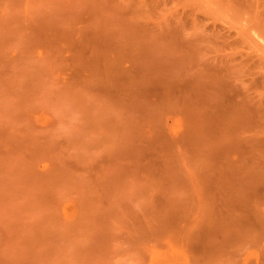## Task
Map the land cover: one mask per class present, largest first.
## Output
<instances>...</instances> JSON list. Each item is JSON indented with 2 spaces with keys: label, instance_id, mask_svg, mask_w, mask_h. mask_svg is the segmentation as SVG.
Segmentation results:
<instances>
[{
  "label": "rangeland",
  "instance_id": "rangeland-1",
  "mask_svg": "<svg viewBox=\"0 0 264 264\" xmlns=\"http://www.w3.org/2000/svg\"><path fill=\"white\" fill-rule=\"evenodd\" d=\"M174 1L0 0V264H239L241 261H244L241 264H259L258 262L262 260L261 263L264 264V226L262 228L257 223L256 219L259 215L255 213L257 217L256 215L252 216L250 211V209L252 210L250 206L254 208L257 205V212L260 211L261 214H264V186L262 185L264 183L261 184L263 189H260V185V187L255 185L257 182L260 183L258 177L262 173L264 174V123L259 122L258 124L256 121L259 115L255 118L257 114H253L250 118L254 117L256 120L250 121L253 123L252 125L249 123L251 126L250 130L248 129L249 127L243 129L241 121L228 127L229 131L233 128L232 131L235 130L236 132H233L240 137L241 134L249 135L253 133L255 135V142L248 137L254 144L247 143L248 138L247 142L244 141L243 137H241L243 142L239 138L242 148H240V144L238 143L239 145L237 146L239 147L236 150H239V148L241 150L240 152L238 151L239 155L237 153V156L235 155L237 151L235 150L234 152V147H230L227 144L237 136L231 137L232 139L229 142L225 143L224 141L226 146L218 143V146H221H219L220 149L230 147V150H228L229 148L219 150L217 142L222 141L226 135L222 137V132L220 133L221 136H219L218 130L221 131L223 129H212L202 126L201 123H196V117L198 118L197 112H199V109L202 110V107L197 108L196 104L200 102L206 103L209 99V94L216 99L218 93L214 96L215 92L214 94H208L206 91H203L200 96L201 98L196 96L197 99L195 98V95L198 94L197 92L193 94L194 96L189 94V97L187 93H189V90L192 93L193 90H200L195 85L197 84L196 76L200 73V71L196 72V70L198 71L199 69L198 65H200L199 67L207 65V60L212 56L213 51L212 53L206 51L210 53L208 56H211L206 57L207 59L205 58V61H203L204 65L201 64L202 58L199 56L196 59L197 62H199L198 59H201V63L195 62L196 59L191 57L192 53L196 54V51L199 53L201 51L199 47L201 49L204 48V45L199 43L207 44L208 42H199V29H192L195 33H199L197 39L196 35L194 37L199 43L197 41L198 44L193 42L192 39L194 38L191 39L192 42L188 40L187 38L190 39L189 30L191 27L187 26L186 21L188 20L185 21L183 19L186 22L185 27H189V30L184 28L185 23L183 21V26L182 23L176 24L175 17L176 12L177 16H179L178 11H182L181 13L184 15V12L189 8L186 6L190 3L189 6L193 4L190 11L193 12L194 10V12H198H193V16L198 14V16L196 15L198 18L201 15V18L203 16L209 19L210 17H207L209 10L206 13L204 11V15L208 12L204 16L201 11L202 7H200L201 5L205 7L209 5L206 3L207 0ZM209 2L211 1L208 0ZM212 2L210 5L215 3V1ZM173 3L179 4L182 10L180 7V9L176 7L178 10H175V17L169 14V17L174 19L172 20L168 17V20H172V24H167V21L163 20V18L167 17L168 14L166 15V13L170 10V6V8L177 6ZM183 3L186 4L183 6ZM215 5L217 6V4ZM182 6L187 9L185 10ZM219 10L217 7L216 11L218 14ZM222 10L219 15H221ZM199 11H201V14H199ZM216 11L213 14L214 16L217 15ZM188 13L191 14L189 10ZM190 14H188L190 18L185 15L183 17L191 21L194 18L197 20L196 16H192V18ZM181 17L179 16V18ZM195 20L192 22L195 23ZM203 20H200L203 22L200 26L203 24L201 27L204 28L205 24ZM209 22H217L215 25L220 27V30L217 29L218 27L215 29L219 30L218 34L220 36H225L228 32H232V28L231 30H227L229 19L227 23L221 22L220 19H217L216 22L214 20L212 22L209 19ZM211 23L205 26L210 28L209 26L214 25ZM195 24H192L191 28L194 27L193 25L198 26L196 28L200 27L198 23ZM206 29L202 31L200 28L201 33H206ZM192 30L191 32H193ZM214 30L209 29L207 31H211L212 33ZM187 32L188 34L186 35ZM200 36L202 37V35ZM216 37H219V35ZM207 38L210 39V35ZM207 38L205 36L204 40L207 41ZM214 40H211V42ZM217 40L220 39L217 38L214 42H217ZM261 41H259V45L264 47V43ZM197 47L200 51L195 50ZM203 51L204 49L201 52ZM199 54L201 55L202 53ZM179 57L180 60L184 59L185 62L188 58L190 60L193 58L194 64H192L193 62L191 64L194 66L192 67L190 64L189 68V65H187L189 64V60L185 64L184 61L179 60ZM186 57L187 59L185 60ZM180 69L183 71L182 73L186 72L183 76H185V81L189 80L188 82L186 81L188 84L193 83L192 81L196 79V81L194 80V85H190L194 89H191L186 82H183V76H181L180 72V76L176 74ZM205 70L207 73V69ZM211 72L217 73L214 70ZM174 73L178 78L180 77L183 80V85L184 83L186 85L182 90L185 89L184 91H186V88L188 90L185 97L182 95L184 92H181V89H179V93L177 92V94L181 92L182 102L184 101L187 106H194V108L192 107L193 110L195 108L198 109L197 112L194 110L197 115L192 114L193 117L190 116L191 119L195 120V122L191 121L196 125L195 132L193 133L201 136L200 139H196L197 142L201 141V139L204 140L206 136H210V138L213 135L215 136L214 132L218 131L217 137H214L216 143L213 141L216 145H211L214 153L210 149V145H208L209 142L205 140L207 143L204 141L205 148H203V151L201 149V153L203 154H200L205 159L201 160L203 156L201 157L197 154L201 157L200 159L198 158L199 162L201 160V163H203L204 160H207L206 163L201 164V171L202 167L207 164L209 168L207 166L204 168L209 169V174L205 170L208 174L206 176L211 174V177L215 176L214 178H217L221 174L222 177H225L227 174V176L229 175L228 179L232 180V174L234 173L231 172V167L233 168V166H229V169L228 164H225L227 162L223 163L222 161L225 157L227 158L226 155L231 154L232 148L234 152L232 154L243 162L242 164H244L245 168V171L239 170L238 174L240 175L244 171L245 178L253 179V187L258 188L259 191L263 190L262 192H258L250 184L251 187L249 186V188L255 190L251 189L250 196H248L246 191L248 192L249 190L245 189L244 191V188H241L245 192L243 195L246 198L248 196V202H246L249 205L246 207V203H237L236 201L235 204L233 199L235 198L233 197L234 194L229 197H232L233 204L236 206L234 208L231 207L229 210L226 209L230 211L231 209L236 210L239 207L244 209V207L248 208L249 206L250 212L246 209L249 214L244 211L245 209L240 212L241 214L250 215H246L250 221L247 222L250 223V226L254 224L251 226L255 230L254 234L252 233L254 237L257 233L256 229L261 230L258 231L260 232L258 233V237H255L256 241L253 237V240L250 239L253 236L251 234L253 231H251L252 229L248 224L251 231H248V235H251L249 239L241 240L238 236L235 238L236 234L238 235L241 232L236 233L238 231L237 226L236 230L233 229L235 232L230 230L231 233L234 232V236L230 234L235 239L233 238L229 242L223 239L227 243L222 242V239H220L222 237L219 238L218 236L226 234V237H229L227 235L229 229L226 230V233L220 234V231L218 233V226L221 225L222 227L224 225L223 227L226 228V225L229 223L225 225L222 224L223 222H220L221 224L218 223V225L217 222L211 221L212 219L210 220L209 216L208 221L206 218H203L205 216L202 213L203 210L199 212L198 209L204 207V205H201L206 198L201 199V204H198L196 200L199 196L194 200L191 198L192 195L188 194L190 191L192 193V190L188 191L190 187H188L187 179H184L186 177H179V174L178 177L176 176L177 173H184L186 171L185 164L188 163L186 161L184 170H182L184 162L181 163L179 161L187 160L184 158L189 157L188 154L192 152V142L190 144V139L193 140L194 137L192 136L194 135L191 132L192 138H190L189 130L186 133V135L189 134L187 135V142L189 143L187 144L186 140H184L185 142L183 141L184 145L188 147V151L191 148L189 153L185 152L183 154V152L182 155L181 153L179 155L175 143L178 140L177 137H180L179 132L181 130L184 131L182 127L179 128L182 124L180 122L187 121L185 119L183 121L180 117L183 116V113L180 115L179 111L181 108H183L182 110L185 108L183 112H186L187 106H182L180 100L181 104L178 105L181 108H179V111L174 108L177 111L176 114L180 115L179 119L181 118L182 120H176L177 118L175 117H178L175 114L176 111L174 112L171 109L175 114H172L174 115L173 118L176 120L172 122L170 117L168 119V113H165L170 106L162 102L165 108L169 106L163 112V110H159L162 109L160 107L161 103H158V110L166 114L167 118L165 117V120L168 119L165 122L167 123L166 125L164 119L163 122L159 121L163 118V113L157 110V103L154 104L152 102V98L154 97L152 91H147L158 87V85L156 86L157 83L159 84L158 89H160L161 94L165 90L164 87H167L168 84V88L172 89V85H174L172 82L177 83L180 81L179 79L176 81L175 75V81L167 78V76H173ZM119 74H122L123 77ZM217 76L219 77L218 73ZM193 77L195 78L192 79ZM117 80L119 83L115 82ZM162 82L167 83V85H163ZM127 84L131 88L128 87V90L126 89L127 91L124 92L125 90L123 91V89L128 86ZM143 85L145 88L148 87V89L144 90L152 94L153 97H150L147 92L140 89V87L144 88ZM152 86L153 88H151ZM188 86L190 89H188ZM155 89L154 91L158 93L159 90ZM177 90L175 89V91ZM204 92L207 96L203 95ZM191 95L192 97H190ZM157 97L154 98L156 99ZM160 97H163V94ZM174 97L172 96V98ZM172 98L165 99V101H170ZM161 99H158V101L161 102ZM177 102H175L174 106H177ZM169 103L170 105L171 103L173 104L174 100H171ZM200 105L202 104L200 103ZM154 107L157 113L153 111ZM159 113L158 118L160 119H154L153 115L158 116ZM186 113L185 115H188ZM190 117L187 118L190 120ZM244 121L242 120V122ZM248 121L245 122L248 123ZM258 121H260V117ZM188 124L186 127L190 125ZM184 126L185 124H183ZM246 126L249 125L246 124ZM191 127L194 129V124ZM226 129L225 132L227 133ZM196 131L199 132L196 133ZM233 132L229 134L232 135L234 134ZM182 136L185 139L187 138L183 133ZM202 136L205 137L203 138ZM227 138L230 139L229 137ZM236 140L238 141V138ZM236 140L232 141L234 142V146L237 144ZM178 142L179 140L177 144H179ZM162 143L166 144L165 147H163L164 144ZM160 144L163 147L162 149H158ZM189 144L191 145L190 148ZM196 145H199V143ZM178 146L180 147V145ZM196 148H202V145ZM214 148H217L219 152L221 151L220 153L224 154L226 150L229 153L225 152L227 154H224L225 157L221 158L223 154L221 155ZM164 149L165 152L163 151ZM209 149L211 152H209ZM185 150L187 151L186 148ZM169 151H174L175 154L178 153L175 157L172 154L173 158L184 157L178 161L175 159L180 165L182 164L180 166L176 163L180 166L178 170L182 171H176V166L173 165L175 170H172L177 172H175L176 174L173 173V175L171 170L169 171L173 166H169L168 171L171 172L172 177L164 173L168 168L167 163L170 164L168 159H170L171 155H169L170 153L167 155ZM197 152H199V149ZM216 152L221 155L220 161ZM215 153L217 154L216 157ZM197 155L194 154L195 157L193 158H196ZM192 156L190 155V157ZM235 156H233L234 162L237 161ZM232 159H229L231 163H233ZM188 160L191 162V159L188 158ZM189 163L187 166L191 167ZM238 163H236L237 167L233 163V172H235L236 168L238 169ZM197 164L199 165V163ZM220 164L221 166H219ZM215 166L217 167L214 168ZM198 168L200 169V166L197 167V170H199ZM191 171L189 170L190 175L194 172ZM202 172L205 173L204 171ZM229 172L232 174L230 175ZM198 173V176L202 175L201 177L205 175H200L199 171ZM223 174L225 175L223 176ZM241 175L243 176L244 174L242 173ZM257 175L259 176L256 177ZM233 176L236 177L235 175ZM261 177L264 178V175H261ZM194 178L196 176L193 179L191 178L192 181ZM219 178L221 180V177ZM151 179L152 182L149 185V180L151 181ZM223 179L222 182L215 180L217 183L211 181V187L209 183L206 188L211 189L214 186L216 193V189L219 190V187L216 188L215 184L217 186L222 184L220 185L222 190L223 187L226 189V187L231 186L229 184L228 186H223L228 182V179H226L227 182ZM242 179L244 180L243 177ZM242 179L238 178L243 184L245 180L243 181ZM256 180L257 182H255ZM237 181H235L234 185ZM250 181L253 183L251 179ZM197 182H200V180ZM197 182L195 181V184ZM223 182L226 183L223 184ZM212 183L215 184L212 186ZM193 185V182L192 185L190 183V186ZM200 185L196 189L193 187L194 191L199 190ZM203 185L207 186L205 182ZM206 188L204 190H208ZM233 188L237 189L239 187ZM202 189L201 187L200 190L202 191ZM228 189L230 188L228 187ZM230 190L222 192V195L226 193L227 197L229 192L232 194L233 192ZM218 192L217 195L214 191L212 194L218 196L220 194ZM203 193L202 195L200 193L196 194L203 196ZM207 195L209 196L208 191ZM219 197L220 195L217 198ZM226 197L224 195L223 198L226 199ZM208 198L210 199V197ZM217 201L216 203H218ZM209 202L206 203L209 204ZM226 202H228V198ZM226 202H224V205ZM206 203L203 204L209 210L212 202L209 204L210 207ZM229 203L231 204V202ZM196 204L197 206L199 205V208H197ZM222 204L223 201H221ZM230 204L229 207L231 206ZM237 204L238 206L239 204L241 205L238 207ZM217 207L215 206L214 208L216 209ZM219 208L220 206L217 208L218 213L222 211ZM239 209H237L238 212L236 210L237 213H239ZM209 211H212V208ZM230 212L226 213L230 215ZM213 213L210 214L213 215ZM226 213L222 215L225 214L224 216H226ZM232 213L230 219L236 214L234 213L233 215ZM221 214L216 215L217 220ZM228 217L226 218L229 219ZM221 218H223L221 221L226 219L225 217ZM240 219L243 218L241 217ZM239 220L237 222L232 221L237 224ZM225 221L227 222L228 220ZM258 222L262 224L264 221ZM239 223L241 228L242 222ZM245 224L247 223L244 222L243 225ZM234 226L235 224L232 228ZM188 227L192 228V230L190 229L192 233L186 234V237L193 235L195 242L192 240L193 238L191 240L194 243L197 242L195 245H204L205 249L216 238L215 242H218L219 250L216 246L217 250L214 251L218 252L214 255V258L209 260L211 263H204L208 261L206 259L208 258L207 253L209 252L208 247L210 245L207 246L206 250L208 251L202 252L206 255H201L200 252L196 253V251H200L198 250L199 248L204 247L198 248L196 246L197 248L194 247L197 249L196 251L191 247L187 248L186 244L190 239H185L183 232L188 233ZM223 227L221 229H224ZM248 232L246 230V233ZM243 233L244 235L246 234L245 232ZM246 237L245 235L244 238ZM189 244L191 243L189 242ZM195 245L193 244L192 247ZM201 250L203 251V249ZM208 254L210 255V253ZM258 254L262 256V259H259ZM213 261L215 262L213 263Z\"/></svg>",
  "mask_w": 264,
  "mask_h": 264
},
{
  "label": "bare ground",
  "instance_id": "bare-ground-1",
  "mask_svg": "<svg viewBox=\"0 0 264 264\" xmlns=\"http://www.w3.org/2000/svg\"><path fill=\"white\" fill-rule=\"evenodd\" d=\"M211 2H212V0H210ZM215 1V3L214 4H212V5H210V3L211 2H209L208 3V0H207V5H209L208 7L206 6H200V7H202V10H201V8H200V10L203 12V15H204V11H205V13H206V11H208L209 12V15H207L208 14V12H207V14H205V15H207V17H210L209 19L210 20H212V22H213V20L216 22L217 21V19L219 20L220 19V21L221 22H225V23H227V21H228V19H229V22H228V24H229V26L227 27V30H231V28H232V32H228V34L227 35H225V36H223V35H221L220 36V34H218L219 33V28L220 27H218V26H216L215 24H217V22L216 23H211V22H209L208 23V21H209V19H207V18H205V17H203L202 16V18L199 16V18H201V19H199L197 16H198V14H196V15H194V16H196L197 17V20H195L196 18H194L192 21L194 22V20L196 21L195 23H198V25L200 26V24L201 23H203V22H201L200 20H203V18H204V24L206 25V24H214V25H211V26H209L210 28H208V27H206L205 25H204V28L203 27H201V26H203V24L199 27V28H196V27H198V26H195L196 24L195 23H193L190 19H188V18H190L189 17V15L188 14H190V13H188V10H189V12H191V17L193 16V12H194V10H193V12L192 11H190V10H192V5L193 4H191L190 6H189V4L190 3H188L187 5L188 6H186L187 8H188V10H186L187 8L185 7H183L184 6V4H186V3H183V8L186 10V12H184V15L186 16V17H188L187 19H186V17H183L184 15H183V13H181L182 11H178V13H179V16L182 18H179V16H177V12H176V17H175V10L178 8V9H180L181 7L179 6V4H175V3H173L174 5H177V6H175V7H172V8H170L169 7V11H167V13H166V15H167V17L164 19L163 18V20H165V21H167V24H169V23H171L172 24V20L174 19V18H170L169 17V14H171L170 16H172V17H175V22H176V24H180V23H182V26H183V24L185 23V25H184V28H187V27H185L186 26V22H187V26H191L192 27V24H195V25H193L194 27L193 28H191L190 27V30H189V27L187 28L189 31H190V33H189V36H190V39L189 38H187L188 40H190L191 41V39L192 38H194L195 37V35H196V39H197V35H199V31H200V35H202V37L199 35V37H198V40H200L199 42H203L204 41V43H207V44H203V43H199L198 42V40H196L195 38V40L194 39H192L193 40V42H198L199 44H202V45H204V51L206 52H210V53H212V51H213V53H212V56L211 55H209V56H211V57H209L208 56V54H210V53H205L204 51L203 52H201L203 49H201L200 47H199V49L201 50H199L198 49V47H197V49L195 48V50H198V51H200L199 53H202L201 55L196 51V54H193L192 52V56L191 57H193V58H198L197 56H199L200 58H202V63L200 62L201 61V59H198L199 60V62L201 63V64H203L204 65V62L203 61H205V58L207 57H209L208 58V63H207V65H205V67L204 66H201V67H199L200 65H198V71L196 70V72H199L200 71V73H198L197 75L198 76H196V78H197V81H196V79H194L195 77H193L192 79H194L196 82H197V84H195L200 90H193V93L192 92H190L191 90H189V93H187L188 92V90H187V88H186V91H184V90H182V88L184 87L185 88V83H184V85H183V82H188L189 80L187 79L186 81H185V76H183V74H185L186 72H184V73H182L183 71L180 69L179 71H178V73H176L178 76H180V73H181V76H183L182 77V79L184 80H181V78L179 77L178 78V76H176V74L174 73L173 74V76H167V78H170V80L171 81H175L174 80V75L176 76L175 78H176V81H178L177 79H179L180 81H178L177 83L176 82H172L174 85H172V89L170 88H168V86H169V84L167 85V83H164V82H166V81H164V82H162L163 83V85H167V87H164L165 88V90L162 92V94H163V97H160V95H162L161 94V91H160V89H158L159 88V84L157 83L156 84V86L158 85V87H155V88H157L159 91H160V93H159V91H158V93H157V91L155 92L154 91V89H152V90H147L148 92L149 91H152V94H153V96L154 97H157L156 99L152 96V94H150V93H148L147 91H145L146 90V88L148 89V87H146L145 88V86L143 85V87L144 88H141L140 87V89L142 90L143 89V91H145V92H147L148 94H149V96L150 97H153L152 98V102L155 104V103H157L156 105H158L156 108H157V110L159 109L158 107H159V104H160V107H162V109H159V110H163V112H165L166 111V108L167 107H171V105H172V107L170 108H168V110L169 111H171L170 113H169V111L167 110V112H165L166 114L168 113L169 115H171V116H169L168 114H167V116H168V119H170L171 118V120H172V122H174V121H176V120H178L179 119V116L183 113V116H180L182 119H183V121H184V119L185 120H187V121H189L188 123L190 124H188V123H185V122H187V121H184V122H180V121H177V122H180V126H179V128H181L182 127V129H184V131H185V133H184V131L183 130H181V132H179V135H180V137H177V139L179 140V144H177V141L175 142L176 143V146H177V148H178V153H179V155H180V153H181V155H182V153L183 154H185V152H190V150H191V148H192V152L195 150V152H190L191 154H188V156L189 157H182L181 156V158H178V159H176V158H173V157H175V155H178V153L177 154H175L174 153V151H169L168 153H167V155L169 154V155H171L170 156V159H168L169 161V163L170 164H168L167 163V171H165L164 173L165 174H168V175H170L171 177L174 175V174H176L177 172L176 171H182V170H184V166L186 165L187 166V164L190 162L189 160H188V158L189 159H191V162L189 163V164H191V167L188 165L187 167H188V169L189 170H192V171H194V172H192L193 174L196 172V173H198V171L200 172V175L201 174H205V175H203V177H201V176H198L199 175V173L198 174H192L191 173V175H190V173H189V170L187 169V167L185 166V172L182 174V173H177V177L179 176V177H182V178H184V177H186V178H184L186 181H187V183L189 184V186L188 187H190V188H188V191H190V190H192V193H191V191H190V193H188L189 195H192V199H194L195 200V198H197L198 196H199V200L197 199L196 200V202H198V204L200 203L201 204V199L203 200V199H205V201L206 202H209V204H210V206H209V204L208 203H206L205 201H203V203H206V205L208 204V206L210 207H208L209 208V210H211V208H212V211L214 212H212V211H209L207 208H206V206H205V204H203L202 203V205L201 206H203L204 205V207H201V208H199V205L197 206V204H196V206H197V208H199L198 210H199V212H200V210L202 211L203 210V214L205 215L203 218H206L207 219V221H208V219H209V217H210V220L211 221H214V222H217V224L219 223V224H221L222 222V224H227V223H231L229 226L228 225H226V228L225 227H223L224 229H221L222 227H221V225L220 226H218L219 227V230H218V233H219V231H220V234L221 233H226L227 231V229H229V231L231 230V231H234V230H236L237 229V226H238V231L236 232V233H238L239 231H241V232H239L238 233V235L236 234V236H235V238H237V236H238V238H240L241 240H243V239H249L250 238V236L251 235H248L249 234V232H251V231H253V232H251V234L253 233L254 234V227L253 228H251V226H253V225H251L250 226V221H249V219H248V217L247 216H250V215H247V214H249V213H247V211H249V206H248V208H246L247 207V205H249L247 202V200H248V196H250V190L252 189V190H255V189H257L258 190V188H256V187H253V185H254V181H253V179L252 178H245V168H244V164H242L243 162L238 158V157H236L237 156V153H238V151L240 152V148H242L241 147V143H240V140H239V138H241V137H243V139H245L244 141H246L247 140V138L249 137L250 139H253L254 140V142H255V135L253 134V133H251V134H249V135H246V134H241V137L240 136H237V134H235V130H233V131H235V132H233L232 131V129L233 128H231V131H229L228 130V127H231V126H233V125H235V124H237L238 122H240L242 125L241 126H243V129L246 127V129L248 128L249 130H250V124L252 125L253 123H251L250 121H253V119L254 120H256L255 118L256 117H258V115H259V117H260V121H258L259 120V117L257 118L258 120L256 121V122H258V124H259V122H262V124L264 123V47L263 46H261V45H259V41L260 40H262L261 42L262 43H264V0H213V2ZM174 2H176V0L174 1ZM185 2H187V1H185ZM212 2V3H213ZM181 4V3H180ZM215 4H217V6L215 5ZM219 4V5H218ZM182 5V4H181ZM213 6V7H212ZM177 7V8H176ZM180 7V8H179ZM191 7V8H190ZM204 7V8H203ZM217 7H218V10H219V14H220V11L222 10V12H221V15H219L218 13H217ZM221 7V8H220ZM173 8H175V9H173ZM212 8H216V9H212ZM177 9V10H178ZM197 9V8H196ZM199 9V8H198ZM205 9V10H204ZM207 9V10H206ZM174 10V11H173ZM181 10H182V8H181ZM184 10V11H185ZM212 12H211V11ZM216 11V14L217 15H213L214 13H215V11ZM201 11H199L200 13L199 14H201ZM214 11V12H213ZM174 12V13H173ZM194 13H198L197 11H195ZM224 13V14H223ZM174 14V15H173ZM187 14V15H186ZM211 14V15H210ZM223 14V15H222ZM227 14H228V17H227ZM204 15V16H205ZM214 17H213V16ZM226 15V16H225ZM165 16V15H164ZM193 16V17H194ZM212 16V17H211ZM217 16H218V18H217ZM221 16V17H220ZM224 17V19H223V17ZM168 17L170 18V19H172V20H168ZM192 17V18H193ZM179 18V19H178ZM214 18V19H213ZM217 18V19H216ZM228 18V19H227ZM167 19V20H166ZM176 19H178V20H176ZM181 19V21L179 22V20ZM186 21V20H188V21H184V20ZM205 19H207V20H205ZM222 19V20H221ZM190 20V21H189ZM200 21V23H199V21ZM226 20V21H225ZM164 21V22H165ZM178 21V22H177ZM184 23H183V22ZM206 21H207V23H206ZM188 22H189V25H188ZM192 23V24H191ZM166 24V23H165ZM212 27H214V28H212ZM216 27H218L217 29H219V30H217V29H215ZM183 28V29H184ZM200 28H201V30L202 31H205L204 29H206V33L204 32H202L201 33V30H200ZM192 29H199L198 30V34L197 33H195V31H193ZM209 29L210 30H214V32L212 31V33H216V34H212L211 33V31L210 32H208L209 31ZM191 30L194 32V34H193V32H191ZM196 30V31H197ZM208 30V31H207ZM218 32H217V31ZM216 31V32H215ZM193 35H192V34ZM188 34V32L186 33V35ZM219 35V37H216V36H218ZM203 35H205L206 36V38H207V36L208 35H210V39L209 38H207V41L206 40H204L205 39V36H203ZM211 35H212V37H213V35H214V37H213V39H211L212 37H211ZM188 36V37H189ZM214 38H215V40H214ZM220 39V40H217V42H214V41H216V39ZM258 39H260V40H257ZM211 40H214V41H212L211 42ZM189 41V42H190ZM192 42V41H191ZM196 42V43H197ZM197 43V44H198ZM195 44V43H194ZM196 44V45H197ZM210 45V47H208V46ZM205 46H207L206 48H205ZM212 47V48H211ZM211 48V49H210ZM82 49H84L85 50V48L84 47H82ZM81 49V50H82ZM206 49V50H205ZM209 49H210V51H209ZM83 50V51H84ZM194 50V51H195ZM193 51V50H192ZM207 54V55H206ZM206 55V56H205ZM190 56V55H189ZM188 56V57H189ZM195 56V57H194ZM204 58H203V57ZM193 58L190 60V58H188L187 59V57L185 58V60H186V62L184 61V59H181L182 61H184V63L185 64H187V62H188V60H189V64H187V65H189V68H190V66L192 65V64H194V62L192 61L193 60ZM206 58V59H207ZM204 59V60H203ZM179 60H180V57H179ZM180 60V61H181ZM195 61V60H194ZM193 62V63H192ZM195 62H197V59H196V61ZM199 62H197V63H199ZM182 63V62H181ZM180 63V64H181ZM192 63V64H191ZM191 64V65H190ZM197 65V64H196ZM194 65H192V67H193ZM207 67V68H206ZM197 68V67H196ZM207 69V73H206V70L205 69ZM217 68V69H216ZM210 70V73L208 74V72H209V70ZM177 70H178V68H177ZM195 70V69H194ZM204 70V71H203ZM216 71L218 74H219V77L217 76V73H215V72H211V71ZM187 71H189V70H187ZM219 71V72H218ZM177 72V71H176ZM180 72V73H179ZM121 73L123 74V72L121 71ZM190 73H191V71H190ZM189 73V74H190ZM194 73V72H193ZM213 73H214V75H213ZM120 75V76H122L123 77V75ZM188 74V75H189ZM192 75V74H191ZM190 75V76H191ZM187 76V75H186ZM189 76V77H190ZM195 76V75H194ZM116 79H117V76H116ZM115 79V80H116ZM167 80V79H166ZM194 80L192 81V80H190V81H192L193 83H191V84H188L187 82V84L190 86V85H194ZM111 81H113V80H111ZM131 81V80H130ZM183 81V82H182ZM114 82V81H113ZM115 82H117V83H119V81L117 80V81H115ZM195 82V83H196ZM130 83V82H129ZM128 83V84H129ZM150 83H152V82H150ZM176 83V84H175ZM127 84V85H128ZM143 84V83H142ZM175 85H177V86H175ZM173 86H175L174 88H173ZM188 86V87H189ZM195 86V88H197ZM128 87H129V85L128 86H126L125 87V89H123V91L124 92H126L127 90H128ZM161 87V86H160ZM178 87V88H177ZM191 87V89H194V87H192V86H190ZM190 87L188 88V89H190ZM129 88H131V87H129ZM151 88H153V86L151 87ZM151 88H149V89H151ZM197 88V89H198ZM127 89V90H126ZM145 89V90H144ZM157 89H155V90H157ZM175 89H178L177 91H175ZM179 89H181V92L183 91L184 93L182 94V95H184V97H185V95H186V93H187V95H188V97H189V94H195L196 92L198 93V94H200V95H198V94H196L195 95V98H196V96L197 97H200L201 96V94H202V92L203 91H206L208 94L209 93H213L214 94V92H215V94H214V96L216 95V99L213 97V96H211V94H209L210 96H209V99L207 100V102L205 103V102H200L202 105H200V103H197L196 104V106H198L197 108H199L200 106L202 107H200L202 110H200L199 109V112H197V108H195L194 110L197 112V114H198V118L196 117V123L197 124H202V126H206V127H210V128H217V129H223V130H218L219 131V136H221V134L220 133H222L223 132V136L222 137H224V135H226V137L225 138H223V143H221L222 141L220 140V142H217V146H218V143L219 144H223V145H225L226 146V144H224V141H225V143L226 142H229L232 138L231 137H234V135L235 136H237L236 138H238V141L236 140V138H234V139H232V141L233 140H236L235 142L237 143L236 144V146H234V142H232V141H230L229 143H227L230 147H234V152H235V150L237 149V147H239V146H237V145H239L240 144V148H239V150H236L237 152L235 153V155L234 154H232V152H233V149L231 148V154L229 153V151H225V152H227V153H229L228 155H226L227 153H225L224 152V154L227 156V158L224 156V154L223 153H220L218 150H217V148H219V146L217 147V148H214V149H216V151L217 152H219L221 155H222V157L221 158H224V159H222V161H223V163L224 162H227V163H225V164H228L227 166H228V168L230 169V167L231 166H233V168L231 167V172L232 173H234V174H232V173H230L229 172V174L231 175L232 174V180L231 179H228V176H227V174H226V176H227V178H226V176L225 177H222V174H221V176H219V177H221V180H220V178L219 177H217V178H219L218 180H217V178H214V177H211V174L209 175L210 177H211V179L210 180H208V178H210L209 176H206V174L208 173L209 174V172H208V170L209 169H207V168H204V167H206L207 166V164H205L203 167H202V171H204L205 173H203L202 171H201V164L203 165L204 164V162L206 163L207 162V160L205 161H203V163H201L202 161V159H205V157L203 156H201L200 154H203V153H201L202 151H203V148H205V142L206 141H208L209 143H208V145H210L209 147H210V149L212 150V152H213V148H211V145L213 144V145H216V144H214V142H215V140H214V137L216 136L217 137V134H218V131H216L215 129V131L216 132H214L216 135L214 136H212L211 138H210V136H202L203 138H204V140L203 139H201V141H203L202 143H201V141H199V142H197V140L196 139H200L201 138V136L200 135H196V134H194L193 132H195V123H193V121L195 122V120H193V118L191 119V117H193L192 116V114H196V112L193 110V108H194V106H187V104H185V102L183 101L182 102V100H181V96H180V94H181V92H180V94H177V92L179 93ZM173 92H172V91ZM143 91H141V92H143ZM153 91H154V93H153ZM174 91H175V93H176V95H174L175 93H174ZM195 91V92H194ZM201 92V93H200ZM172 93V94H171ZM174 93V94H173ZM224 93V94H223ZM158 94V95H157ZM160 94V95H159ZM212 94V95H213ZM226 94H227V96H226ZM128 95V94H127ZM157 95V96H156ZM192 95L190 96V97H192ZM203 95H206L207 96V94H205V92L203 93ZM202 95V97H204ZM172 96L174 97V96H176V97H178V98H180L179 100H178V98H176V97H174V98H172ZM194 96V95H193ZM172 98V99H170V101L169 102H171V100H174V103L172 104L171 103V105H170V103L167 101V103H166V101H165V99H168V98ZM160 98H162L161 100V102H159L158 101V99L160 100ZM163 98H164V100H163ZM194 98V97H193ZM194 98V99H195ZM201 98V97H200ZM155 99V100H154ZM184 99V98H183ZM197 99V98H196ZM180 100H181V102H182V104H181V102H180ZM193 100V99H192ZM151 101V100H150ZM154 101H157V102H154ZM177 101H179V102H177ZM195 101V100H194ZM162 102H165V104H167V105H169V106H166V108H165V105H164V103H162ZM173 102V101H172ZM175 102H177L176 104H177V106H174L175 105ZM159 103V104H158ZM169 103V104H168ZM185 105H184V104ZM178 104H181L182 106H187L186 108V112L188 113V115H185V113L186 112H183V111H185V108H184V110H182L183 108H181V107H179V105ZM199 104V105H198ZM162 105H164V106H162ZM155 106V105H154ZM152 107H153V105H152ZM193 107V108H192ZM164 108V109H163ZM174 108H176V109H178L177 111H179V108H181V110L179 111V114L180 115H178V114H176L177 113V111H176V109L174 110ZM153 109V108H152ZM154 109H155V107H154ZM153 109V111L154 112H156V109L154 110ZM174 110V112H175V114L178 116V117H175V118H177L176 120L173 118V116L175 115L174 114V112H172V110ZM191 110V111H189V110ZM158 110V111H159ZM189 112H188V111ZM159 112H162V111H159ZM162 112V113H163ZM191 112V113H190ZM194 112V113H193ZM157 113V112H156ZM186 113V114H187ZM166 114H162V116H163V118L161 119V120H159L160 122L162 121L163 122V119H164V123L165 122H167L166 120H168V119H166L165 120V115ZM172 114H174V115H172ZM196 114V115H197ZM253 114L255 115V114H257V116H255V118L254 117H252V119L250 118L251 116H253ZM159 115H160V113L158 114V116H156L155 114L153 115L154 116V119H160V118H158L159 117ZM186 117H185V116ZM248 115H249V117H248ZM191 116V117H190ZM263 116V117H262ZM155 117H157V118H155ZM170 117V118H169ZM185 117V118H184ZM187 117H190V120H189V118H187ZM167 118V117H166ZM173 118V119H172ZM179 119V120H182V119ZM247 118H248V120H247ZM250 118V119H249ZM261 118H262V121H261ZM244 119H245V121L247 122L248 121V123H246L245 121H244ZM174 120V121H173ZM191 120H193V121H191ZM242 120L244 121V122H242ZM243 123H244V125H243ZM248 124L249 126H246V124ZM250 123V124H249ZM166 125H167V123H165ZM183 124H185V126L183 127ZM189 125V126H187V127H190V128H187L186 127V125ZM194 124V129H193V127H191L192 125ZM240 126V128H242ZM187 129H186V128ZM210 128H208V129H210ZM225 128H227L226 129V131H227V133L225 132ZM192 129V130H191ZM246 129H245V131H246ZM188 130H189V132H188ZM191 130V131H190ZM194 130V131H193ZM183 131V132H182ZM228 131H229V133H231V132H233L234 134H229L228 133ZM142 132H144V130H142ZM146 132V131H145ZM148 132V131H147ZM190 133V138H192V137H194L193 138V140H191L190 139V144H191V142H192V147L190 148V144H189V148H190V150L188 151V147L187 146H185L184 145V140H186V143L188 144L189 142H187L188 141V136L187 135H189V134H187L186 135V133ZM191 132H192V135H194V136H192L191 137ZM197 132H199V131H196V133ZM224 132H225V134H224ZM181 133V134H180ZM182 133H183V135H185L187 138L185 139V137H183L182 136ZM146 134V133H145ZM227 134H228V136H227ZM254 135V137H252L253 135ZM178 135V136H179ZM229 135H231V136H229ZM243 135V136H242ZM246 135V136H245ZM252 135V136H251ZM195 136H196V138H195ZM199 137V138H198ZM215 137V138H216ZM227 137H229L230 139H228ZM244 137H246V138H244ZM182 138H184V139H182ZM209 139V140H207V139ZM228 140H227V139ZM248 138V142L247 143H249V144H254V142L252 141V140H250ZM182 140V144L180 143V141ZM194 139H195V142H194ZM206 140V141H205ZM211 140V141H210ZM227 140V141H226ZM252 141V142H250V141ZM205 141V142H204ZM214 141V142H213ZM211 142V143H210ZM232 142V143H231ZM241 142H243V140H242V138H241ZM185 143V144H186ZM199 143V145H196V144H198ZM200 143H201V145H202V148H198L199 149V152H197L196 153V151H198V149L196 148L195 149V147H201V145H200ZM207 143V142H206ZM216 143V142H215ZM239 143V144H238ZM162 144H164V143H162ZM186 144V145H187ZM165 145L166 144H164V146L163 147H165ZM178 145H180V147L178 146ZM195 145V146H194ZM207 145V144H206ZM160 146V147H159ZM158 146V149H162L163 147H161L162 145L160 144ZM182 146H183V148H182ZM204 146V147H203ZM207 147V146H206ZM214 147V146H213ZM221 147V146H220ZM223 147V146H222ZM230 147H223L224 148V150H225V148L226 149H228V150H230ZM180 148V149H179ZM185 148L187 149V151L185 150ZM193 148H194V150H193ZM223 148H221L222 150H223ZM201 149H202V151H201ZM209 149V150H210ZM220 148H219V150H221ZM179 150H183V151H179ZM211 150L209 151V152H211ZM164 152H165V149L163 150ZM163 151H162V153H163ZM216 152V153H217ZM223 152V151H222ZM233 152V153H234ZM214 153V152H213ZM215 153V157H216V155L218 154V159L220 158V156L221 155H219V153H217L216 154ZM172 154H173V157H172ZM194 154H198V155H200L201 157H199L198 155V157L196 156V158H193V157H195L194 156ZM190 155L192 156V157H190ZM213 155V154H212ZM231 155H233V156H235L237 159V161H235L234 162V158H233V156H231ZM238 155H239V153H238ZM211 156V155H210ZM224 156V157H223ZM230 156V157H229ZM233 159H232V158ZM169 158V157H168ZM182 158H184V159H187V160H185V161H183L182 160ZM193 158V159H192ZM198 158L200 159L201 158V160H200V162L198 161ZM220 158V159H221ZM173 159V160H172ZM178 161L179 159L180 160H182V161H179V162H181V163H183V168H182V170H178V168L180 169V166L182 165H180V163L179 162H177L176 160ZM194 159H196V160H194ZM220 159H219V161H220ZM225 159H226V161H225ZM229 159H232L233 161V163H235V166H236V163L237 162H239L238 164H239V166H238V169L236 168V170H237V172H236V170H235V172H233V170H234V164L233 163H231V161L229 160ZM174 161L175 160V162H173V164H171L172 163V161ZM193 160H194V162H193ZM188 163H187V162ZM198 161V162H197ZM221 161V162H222ZM196 162V163H195ZM179 164L180 166H178L177 164ZM185 163H187V164H185ZM197 163H199V165L197 164ZM229 163H231V164H229ZM176 164V165H175ZM185 164V165H184ZM194 164H195V166H194ZM237 164V165H238ZM176 166L175 167V169H176V171H173L172 169H174V166ZM241 165V166H240ZM243 165V166H242ZM169 166H173L171 169H169ZM178 166V167H177ZM198 166H200V169L199 170H197V167ZM219 166H221V164L219 165ZM230 166V167H229ZM194 167V168H193ZM208 168H209V166H207ZM217 166H215L214 168H216ZM191 168V169H190ZM204 168V169H203ZM244 168V169H243ZM168 169H169V171L171 170V172H172V174L173 175H171V172H169L168 171ZM174 169V170H175ZM194 169V170H193ZM233 169V170H232ZM244 170V171H242V173L244 174L243 176L241 175H239L238 174V171L239 170ZM207 171V173H206V171ZM214 170H216V169H214ZM246 170H247V168H246ZM187 171H188V173H187ZM217 171V170H216ZM169 172V173H168ZM176 172V173H175ZM219 172H221V170H219ZM241 172V171H240ZM239 172V173H240ZM179 174V175H178ZM181 174H182V176H181ZM207 174V175H208ZM238 174V175H237ZM184 175V176H183ZM186 175H188V176H186ZM225 174H223V176H224ZM233 175H235L236 177H234ZM262 176L264 175L263 173L261 174ZM261 175H260V177H261ZM190 176H191V178L193 179V177H195L196 176V178H194V180L192 181V179L190 178ZM197 176H198V178H197ZM206 176V177H205ZM259 175H257L256 177H258ZM175 177V176H174ZM188 177V178H187ZM201 177V178H200ZM235 179H234V178ZM241 177V178H240ZM242 177L244 178V180L246 181L247 180V182H245L243 179H242ZM255 177V178H256ZM260 177H258V178H256V179H258V181L260 182V183H258L257 182V180L255 181V182H257L255 185L257 186V187H260L261 186V188L260 189H263L262 188V185L264 186V184H262V183H264L263 181V177H261V179H260ZM206 179V181H205V179ZM212 178H214V179H212ZM225 180H224V179ZM230 178H231V176H230ZM236 178H237V180H238V178L241 180H243L244 181V183L242 184L241 182H240V180H236ZM202 179H204V180H202ZM222 179L224 180V181H226V179H228V182L226 183V185H223V186H228V184L229 185H231V186H228L230 189L232 188V190H235V191H232V190H230V189H228V187H226V189L223 187V190H222V187L220 186V185H222V184H220L219 182L221 181L222 182ZM250 179L253 181V183L250 181ZM200 180V182H197V181H199ZM219 181L218 183L220 184V185H218L217 186V184H215V183H212V186H213V184H215L216 185V188L217 187H219V190L218 189H216V191L218 192H220V194H218V196L220 195V197L219 198H217L218 196H216L217 195V192L215 193V187L213 186V188H211V189H209V188H206V187H208V185H209V183L212 181ZM249 180V181H248ZM195 181L197 182L196 184H195ZM203 181V182H202ZM209 181V182H208ZM215 181V182H216ZM230 181H231V183H230ZM234 181V182H233ZM235 181H237L236 182V184L234 185V183H235ZM152 182V179H151V181L149 180V185H150V183ZM192 182L194 183V185H196V186H190V183H191V185H192ZM204 184V182L206 183V185L207 186H205V185H203L202 183ZM208 182V183H207ZM251 182V183H250ZM217 183V182H216ZM224 182H223V184H225ZM239 183V184H238ZM199 184H201L199 187H200V189H201V187L203 188L202 189V191L199 189V190H197V191H194V189H193V187L196 189L197 187H198V185ZM245 184V185H244ZM249 184V185H248ZM252 185V187L253 188H255V189H253V188H249V186L251 187V185ZM258 184V185H257ZM262 184V185H261ZM246 185H248V186H246ZM260 185V186H259ZM203 186H205V187H203ZM210 187H211V183H210ZM221 187V188H220ZM233 187H235V188H237V187H239V188H237V189H234ZM208 189V190H204V189ZM241 188H244V191H245V189L246 190H249L248 192L246 191V193L248 194V196H247V198H246V196H244L243 194H245V192L243 191V190H241ZM213 189V190H212ZM210 190V191H209ZM211 190H212V192L214 191V193L216 194H212V192H211ZM228 190H230L231 192H233L232 194L229 192V194H227V197H226V193H223L224 195H225V197H226V199L225 198H223L224 197V195H222V192H228ZM251 190V191H252ZM199 191H201V192H199ZM203 191H204V193H206V194H204L203 193ZM207 191H208V193H209V196L207 195ZM241 191V192H240ZM263 190H261V191H259L258 190V192H262ZM200 193L201 195H202V193H203V196H204V198H202L203 196H201V195H199V194H196V193ZM218 192V193H219ZM238 192V193H237ZM253 193V192H252ZM254 193H256V191H254ZM194 194V195H193ZM197 196H196V195ZM235 194V195H234ZM246 194V195H247ZM212 197H211V196ZM216 196V198L217 199H221L220 200V202H219V200L217 201V199L215 198V196ZM231 195H234L233 197H235V198H237V200H235V198H233L234 199V203L236 204V202L238 203H240V202H243V203H246V207H244V209H241L239 206L241 205V204H243V203H241V204H239V206H238V204H237V206L241 209H239V208H237V209H239V213H237L238 212V210H237V212H236V210H233V209H231L232 211H233V213H232V211L230 212V211H227V210H229L231 207L232 208H234L236 205H234L233 204V199H232V197L230 198L229 196H231ZM152 196V195H151ZM196 196V197H195ZM210 197V199H212V200H214L215 201V203H216V201L218 202V203H220V205H218V203H216V205H215V203H214V201H212V200H210L208 197ZM214 196V197H213ZM222 197V198H221ZM244 197H245V199H244ZM227 198H228V202H226L227 201ZM242 198H243V200H245V201H243L242 200ZM224 199H225V201H224ZM230 199V200H229ZM232 199V200H231ZM264 199V198H263ZM262 199V200H263ZM242 200V201H241ZM221 201H223V204L222 205H224V202H226V204L224 205V206H226V207H224V206H222L221 205ZM236 201V202H235ZM247 201V202H246ZM264 201V200H263ZM229 202H231V204L229 203ZM213 203H214V205H213ZM228 203V204H227ZM229 204L231 205L230 207H229ZM232 205H234V206H232ZM244 205V204H243ZM242 205V206H243ZM215 206H220V208H219V210L221 211H223V213H226V212H230V215H229V213H226V216H224V215H222L221 214V212H219L218 213V207L215 209L214 207ZM204 208V209H203ZM214 208V209H213ZM225 208V209H224ZM250 208H252V210L250 209V211H251V214H252V216L254 215H256V214H258L259 216L257 217V215H256V217H257V223H258V225H261L262 226V228H263V226H264V222H262V224H259L260 222H258V221H264V214L262 213L261 214V212L260 211H258V212H260V213H258L257 212V205L253 208V206L251 207L250 206ZM206 209V210H205ZM227 209V210H226ZM246 209H248L247 211H246ZM215 210V211H214ZM226 210V211H225ZM242 210H244L247 214H244V213H242L243 215H245V216H243L242 214H241V212L240 211H242ZM254 210V211H253ZM204 211H206V212H204ZM207 211H208V213H207ZM217 211V212H216ZM243 211V212H244ZM249 211V212H250ZM253 211V212H252ZM215 212H216V214H215ZM201 213V214H202ZM213 213V215H211V214ZM220 215L221 214V216L220 217H218V220H217V216H218V214ZM231 213L234 215V213H236L235 214V216L236 215H241L240 217L239 216H236V218H235V216H232V218L230 219V217H231ZM254 213V214H253ZM256 213V214H255ZM208 214V215H207ZM215 214V215H214ZM207 215V216H206ZM217 215V216H216ZM247 215V216H246ZM261 215V216H260ZM201 216H203V215H201ZM209 216V217H208ZM215 216V217H214ZM227 216H229L228 218L230 219V221H229V219H227L226 217ZM263 216V217H262ZM212 217V218H211ZM213 217H214V219H213ZM221 217H225L226 219L225 220H228L226 223L224 222V221H221V220H223V218H221ZM237 217H239V218H243V219H240L239 220V218H237ZM247 219H246V218ZM255 217V218H256ZM219 218H220V221H219ZM234 218V219H233ZM250 218H253V217H250ZM259 218V219H258ZM260 218H261V220H260ZM263 218V219H262ZM245 219V220H244ZM254 219V218H253ZM209 220V221H210ZM232 220H234V221H238L239 220V222H242V226H241V228H240V223L238 222L237 224H236V222H234V221H232ZM252 220V219H251ZM246 222L247 224H245L246 225V227H244L245 225H243V223L244 222ZM247 221H249V222H247ZM221 222V223H220ZM254 222H255V220H254ZM256 223V222H255ZM218 224V225H219ZM235 224V226L232 228V226ZM248 224H249V226H250V228L252 229L251 231H250V229H249V226H248ZM192 226V225H191ZM248 226V227H247ZM193 227V226H192ZM229 227V228H228ZM236 228V229H235ZM240 228V229H239ZM243 228V229H242ZM244 228H246V229H244ZM256 228V227H255ZM258 228V227H257ZM259 228H261L260 226H259ZM192 230V228L191 227H188V233H184L183 232V235H184V237H185V239H192L194 236L193 235H189V237L187 238L186 237V234H189V233H192L191 232V230ZM223 230V231H221V230ZM234 229V230H233ZM243 230V232H245L246 233V230H247V232L248 233H246L245 235L247 236L246 238H244L245 237V235H244V233L242 232V230ZM249 229V230H248ZM187 230H186V232H187ZM245 230V231H244ZM227 232V235L229 236V237H226V234H223V236H225L224 238H223V236H222V234H221V236H218L219 238L220 237H222V238H220V239H222V242H224V243H227V242H229V241H231L234 237H232L231 236V234H233V236H234V232H232L231 233V231L230 232ZM258 231H261V230H257L256 229V234H255V237H258V233H260V232H258ZM229 233V234H228ZM231 233V234H230ZM242 234H243V236H242ZM252 234V235H253ZM241 235V236H240ZM252 237L254 238V240L256 241L257 239H255V237H254V235L253 236H251V238L250 239H252ZM230 238V239H229ZM234 238V239H235ZM226 240V241H224V240ZM188 241L187 242V248H189V247H191L193 250H197V249H195V248H199V247H204V245H199V244H197V245H195L196 243H194L195 242V238H193L192 240H194V242L191 240V241ZM215 240H216V238L214 239V242L212 243V245H213V247H215V248H213L212 247V245H211V243H209L208 245H210L209 247H208V250H209V252L208 253H210V255L207 253V259L206 260H208V261H205L204 262V260H203V262L204 263H207V262H209V263H211V261H209V260H211L212 258H214V255H216L217 254V252L218 251H214V250H217V247H218V250H219V246H218V242H215ZM253 240V239H252ZM189 242L191 243V244H189ZM216 245H215V244ZM189 244V245H188ZM195 245V246H193L192 247V245ZM207 245V246H208ZM197 246V247H196ZM207 246H206V249H207ZM217 246V247H216ZM195 247V248H194ZM209 248H211V249H213L212 251H211V249H209ZM201 249H203V251L201 250ZM199 248L198 250H200V251H196V253H199L200 252V254L201 255H203V254H205V253H202V252H206V251H208V250H206L205 249V247L204 248ZM211 251V252H210ZM213 255H212V254ZM206 255V254H205ZM204 255V256H205ZM204 256H202V258H204ZM210 256V257H209ZM258 256H259V259H262V256L261 255H259L258 254ZM261 256V257H260ZM245 259V258H244ZM258 259V258H257ZM260 261V260H259ZM263 261V260H262ZM261 261V262H262ZM215 261H213V263H214ZM241 262H244V261H241ZM241 262L239 263V264H241ZM255 262H257V261H255ZM254 262V263H255ZM261 262H258L259 264L261 263ZM264 263V262H263ZM208 264V263H207ZM262 264V263H261Z\"/></svg>",
  "mask_w": 264,
  "mask_h": 264
}]
</instances>
